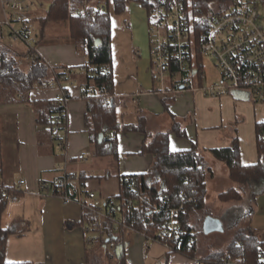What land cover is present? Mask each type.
Masks as SVG:
<instances>
[{
  "label": "crops",
  "instance_id": "obj_1",
  "mask_svg": "<svg viewBox=\"0 0 264 264\" xmlns=\"http://www.w3.org/2000/svg\"><path fill=\"white\" fill-rule=\"evenodd\" d=\"M43 7L41 3L40 8ZM33 11L28 15L29 20ZM110 12L113 16V96L121 124L136 123L139 116L145 115L147 129L152 135L170 131L175 119L186 130L187 137L179 139L172 135V149L181 151L196 147L212 169L209 175L212 178L224 179L221 173L226 172L224 175L230 179L225 162L217 160L211 150L230 147L235 138L240 142L242 164L252 166L258 163L257 124H264V102L255 104L230 96L219 99L206 97L200 91H177L168 82V91L161 94L162 85L152 79L153 57L146 11L133 2L119 16L114 14L112 5ZM36 14L33 16L36 20L43 16L42 13ZM8 28L0 0V44L13 48L20 57L21 68L26 70L32 63L27 56L28 49L17 48L5 39L7 34L11 35ZM49 30L50 26L46 29V37L36 46L37 55L56 73L70 70L73 74L83 69L88 60L79 52L69 33L57 38L52 37ZM25 61L29 64L26 65ZM82 78V74H74L61 85L72 97L62 129L65 151L60 150L39 118L47 103L53 101L56 89L24 93L23 101L18 96L17 101H8L5 94H0L1 184L8 189L15 188L20 196L18 202L8 203L1 217L3 228L16 225L15 233L6 242L5 260L8 263H87L88 235L80 205L77 202L65 205L56 196H38L42 183L51 184L58 177V165L68 164L72 176L69 194L80 200L85 190L107 199L118 195L121 189L119 176L146 173L153 163L150 155H138L145 141V136L140 133L117 134V158L93 154L94 148L85 126L88 104L80 85ZM164 100H168L167 105ZM234 122L236 127L232 125ZM21 181H25V185L19 187ZM254 223H264V214L256 217ZM122 240L127 264H195L187 256L169 254L159 243L145 250L143 236L134 232L124 233Z\"/></svg>",
  "mask_w": 264,
  "mask_h": 264
},
{
  "label": "trees",
  "instance_id": "obj_2",
  "mask_svg": "<svg viewBox=\"0 0 264 264\" xmlns=\"http://www.w3.org/2000/svg\"><path fill=\"white\" fill-rule=\"evenodd\" d=\"M196 9L202 12L209 11L210 5L216 0H193ZM133 2L140 4L147 15L157 4L158 0H50L48 11L37 18L39 23L38 43L46 37V29L52 23H67L69 37L78 47L80 53L88 60L87 64L79 72L67 70L56 73L46 61L40 56L32 60L28 70L21 68L17 60L18 55L10 46L0 44V94H5L7 100L17 101V96L41 90L47 84H59L61 76L65 79L63 83L73 78L74 74H82L80 81L83 88L84 98L88 104L85 126L90 135V144L94 148V155L101 157H118L117 134L135 133L143 134L145 141L140 156L150 155L153 163L148 172L137 176H119L120 192L118 195L108 198L110 202L119 205L123 222L133 227L139 233L153 234L159 228L148 226V220L155 206L160 202V197L171 199L172 205H183L185 198L180 196L192 195L196 192L195 203L187 205V212L182 220L181 226L189 232L195 245L187 248V237L182 239L183 247H174L171 253L180 254L193 260L201 255L197 254V240L194 228L189 224L190 216L198 209H204L207 200V178L212 169H209L204 156L198 153L196 147L189 150L174 151L171 147V137L186 138V130L181 127L175 119L170 131L150 134L147 129L148 120L145 115L139 116L136 123L121 124L118 115L117 103L114 99V74L112 73V14L124 13ZM36 45V46H37ZM29 51L28 55L29 56ZM176 88V86H175ZM167 105L168 100H164ZM60 109L52 101L47 103L45 110L40 112V123L47 127L55 113ZM257 139L259 162L252 166L243 165L241 162L240 142L238 138L233 139L230 147L211 150L212 155L225 162L229 169L232 182L240 185L241 189L253 188V186L264 185V142L259 135L264 130V124H257ZM116 133L108 138L109 132ZM49 132V131H47ZM52 137V132H49ZM6 188L0 184V264H13L5 260L6 242L9 236L16 231V225L9 228L2 226V214L8 206L7 199L2 197V189ZM257 193L254 194V196ZM219 200L222 203L239 202L243 199L242 193L237 188H230L221 193ZM134 203L129 206V201ZM109 234L89 235L93 232L86 230L88 238L86 244V264H127L124 254L117 256L116 251L108 249L109 244L123 243L121 233H115L114 227L108 224ZM264 246L263 239L247 228L241 230L227 245L223 252H216L208 256H201L207 263L216 261L222 264V258L230 256L237 262L256 264L259 261L258 248ZM170 254V253H169ZM221 262V263H220ZM15 264H34L15 263Z\"/></svg>",
  "mask_w": 264,
  "mask_h": 264
},
{
  "label": "built area",
  "instance_id": "obj_3",
  "mask_svg": "<svg viewBox=\"0 0 264 264\" xmlns=\"http://www.w3.org/2000/svg\"><path fill=\"white\" fill-rule=\"evenodd\" d=\"M158 4L148 13L149 43L153 57L152 79L162 85L161 94L168 91V85L176 86L177 91H200L206 97H233L235 92L244 93L249 102L260 104L264 102V0H216L211 3L210 10L202 12L196 9L193 0H158ZM6 12V25L10 28L11 39L23 43L29 51V57L36 58L38 34L34 33L28 19L34 9L32 0H1ZM138 54V52H136ZM213 58L220 78L217 82L205 86V74L202 59ZM67 71V70H65ZM84 71V69H82ZM61 73V72H59ZM65 77L61 76L59 84H47L42 90L56 89L53 102L60 109L47 125L52 132V138L61 151H65V139L62 133L67 119V111L72 100L68 89L61 85ZM23 101L25 94H19ZM116 131L109 132L108 138ZM259 139L264 142V130ZM59 174L53 183H42L38 196L59 197L65 205L77 202L85 218L84 227L90 232L106 236L109 234L108 224L114 227L115 233L134 232L144 238L145 250L159 243L170 253L174 247H183L182 239L188 238L187 248H193L195 241L192 235L181 226L183 216L188 213L187 205L195 203L196 192L181 197L185 198L183 205H172L171 199L161 196L148 220V226L158 224L155 233H139L133 227L123 222L119 205L95 192L85 190L83 198L73 199L69 194V184L72 176L68 164L58 165ZM0 176V184H1ZM25 185L21 181L19 187ZM2 197L8 203L18 202L20 196L15 188L2 189ZM53 192V193H49ZM129 206L133 207L132 200ZM122 243L120 246H122ZM119 247L111 243L108 249L112 252ZM259 261L264 264V246L258 248ZM195 264H217L204 262L202 257L193 259ZM222 264H247L237 262L229 255L222 258ZM220 262V263H221Z\"/></svg>",
  "mask_w": 264,
  "mask_h": 264
},
{
  "label": "rangeland",
  "instance_id": "obj_4",
  "mask_svg": "<svg viewBox=\"0 0 264 264\" xmlns=\"http://www.w3.org/2000/svg\"><path fill=\"white\" fill-rule=\"evenodd\" d=\"M32 1L34 2L35 6L33 9L34 15L30 17V26L34 33L38 34L39 23L36 19H34L33 16L36 17L38 15L36 13H42L44 15L50 7V0ZM41 3L44 5L43 8H40ZM66 25L67 23L65 22L52 23L49 25L50 35L57 38H63L67 36L69 32ZM5 39L17 48H22V46L26 47V45L22 42H14L11 39V35L9 36L7 34ZM19 59L20 57H18L17 60L19 61ZM25 62L27 63V61ZM28 64L29 63L26 65ZM202 64L205 74V80L203 84L207 86L217 82L220 78V73L215 67L213 58L210 56L204 57L202 59ZM238 120L241 121L240 119ZM232 125L234 127L237 126L235 122ZM210 167L212 166L210 165ZM224 173H221L222 176L225 177L224 179L217 176L216 178L208 176L207 183L209 184V187L206 200L207 204L204 209H198L189 218V224L194 228V233L197 240V254L199 255H211L216 252H223L227 248V245L233 240V237L241 230L250 228L258 236H262V233H264V223H254V219L256 217L264 214V185L253 186V188H249L247 190L241 189L240 185L232 182L230 179L227 180V177L224 175ZM232 187H235L241 191L243 199L239 202L222 203L217 195L227 191ZM255 193L257 194L254 196ZM212 217L218 219L221 221L222 225H224V230L222 232H212V234H207L205 232V223L208 218ZM96 234L99 235L98 233ZM89 235H95V232ZM263 236L262 238H264Z\"/></svg>",
  "mask_w": 264,
  "mask_h": 264
},
{
  "label": "water",
  "instance_id": "obj_5",
  "mask_svg": "<svg viewBox=\"0 0 264 264\" xmlns=\"http://www.w3.org/2000/svg\"><path fill=\"white\" fill-rule=\"evenodd\" d=\"M233 97L241 99V100L249 101V97L244 93L235 92ZM223 230H224V225H222L221 221H219L218 219L214 217L207 219L205 223V232L207 234H212V232H222ZM123 250L124 248L122 246H119L116 249L117 256L120 257L123 254Z\"/></svg>",
  "mask_w": 264,
  "mask_h": 264
}]
</instances>
